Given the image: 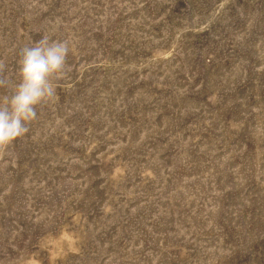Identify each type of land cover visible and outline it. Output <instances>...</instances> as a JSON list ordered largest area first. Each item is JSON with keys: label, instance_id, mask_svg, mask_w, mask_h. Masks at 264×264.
Instances as JSON below:
<instances>
[{"label": "rangeland", "instance_id": "374dc122", "mask_svg": "<svg viewBox=\"0 0 264 264\" xmlns=\"http://www.w3.org/2000/svg\"><path fill=\"white\" fill-rule=\"evenodd\" d=\"M69 71L0 154V264H264V0H0Z\"/></svg>", "mask_w": 264, "mask_h": 264}, {"label": "clouds", "instance_id": "9594fccd", "mask_svg": "<svg viewBox=\"0 0 264 264\" xmlns=\"http://www.w3.org/2000/svg\"><path fill=\"white\" fill-rule=\"evenodd\" d=\"M69 52V41L48 36L20 50L19 82L0 101V154L28 132V125L37 118L36 106L53 98L54 81L69 71ZM6 84L0 79V88Z\"/></svg>", "mask_w": 264, "mask_h": 264}]
</instances>
